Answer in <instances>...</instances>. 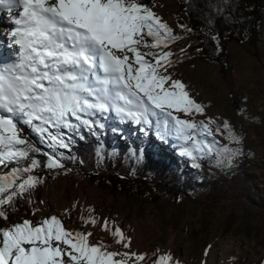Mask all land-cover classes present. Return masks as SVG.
I'll return each mask as SVG.
<instances>
[{
  "label": "snow or ice",
  "instance_id": "snow-or-ice-1",
  "mask_svg": "<svg viewBox=\"0 0 264 264\" xmlns=\"http://www.w3.org/2000/svg\"><path fill=\"white\" fill-rule=\"evenodd\" d=\"M0 10L7 12L10 25L0 31V166L18 165L0 174V219H8L18 200L31 203L27 194L43 182L32 174L35 169L63 167L64 154L55 150L69 149L73 141L62 129L78 134L81 127L102 128L99 117L109 112L139 125L145 134L154 129L161 139H175L194 168L213 154L231 164L239 153L219 144L211 118L205 122L179 115L191 117L204 109L168 74L172 53L165 49L179 37L142 0H0ZM222 127L230 140L239 141L227 122ZM26 130L53 150L44 153L45 164L34 157L42 149ZM81 220L97 223L94 216ZM104 228L116 244L130 247L119 227L105 221ZM91 235L68 230L55 215L23 219L0 227V264L146 261L142 253L91 243ZM153 264L179 261L165 254Z\"/></svg>",
  "mask_w": 264,
  "mask_h": 264
},
{
  "label": "rangeland",
  "instance_id": "rangeland-1",
  "mask_svg": "<svg viewBox=\"0 0 264 264\" xmlns=\"http://www.w3.org/2000/svg\"><path fill=\"white\" fill-rule=\"evenodd\" d=\"M150 7L179 37L171 52L168 74L181 81L204 109L191 117L179 115L205 122L211 118L215 121L211 125L215 139L239 149V153L231 164L213 154L211 161L202 159L201 167L194 168L171 138L163 150L188 192V197L181 195L176 202L164 195L156 203L126 198L109 187L76 179L74 169L66 170L32 189L36 194L33 216L55 215L68 230L91 232V243L108 242L112 251L142 253L156 259L170 254L179 264H264V12L255 43L245 35L242 42L227 41L226 63L219 68L191 49L196 40L173 0H154ZM0 12L7 20V12ZM5 29L0 21V31ZM106 115L109 128L112 115ZM123 121L122 130L135 125L136 137L143 145L155 144L149 132L141 133L140 126ZM224 122L240 138L238 142L228 138ZM218 125L221 128L216 132ZM47 153L52 151L47 149ZM81 214L84 218L94 216L97 223L81 227ZM105 221L122 230L130 243L128 249L114 242L104 228Z\"/></svg>",
  "mask_w": 264,
  "mask_h": 264
},
{
  "label": "trees",
  "instance_id": "trees-1",
  "mask_svg": "<svg viewBox=\"0 0 264 264\" xmlns=\"http://www.w3.org/2000/svg\"><path fill=\"white\" fill-rule=\"evenodd\" d=\"M153 1L142 0V3L150 7ZM173 1L184 18L185 26L196 40L191 49L197 50L205 61L214 62L219 68H223L226 63L227 41L242 42L246 36L251 44L255 43L260 17L264 12V0ZM178 42L179 39L165 50L172 52ZM156 50L159 51V49ZM156 50L153 49V51ZM110 114L113 124L109 128L106 127V120H108L106 115L99 117L100 123L103 124L102 128L96 126L89 131L86 127H81L78 134L62 129L71 136L73 141L69 149L55 150L56 153L64 154L61 157L63 167L48 169L41 166L32 174L47 182L66 170L74 169L76 179L85 178L89 183L109 187L126 198L145 199L152 203H156L162 195L173 202H176L181 195L188 197L187 190L178 180L173 162L163 150L171 138L161 139L153 129L149 131V138L155 144L143 145L142 139L139 140L136 137L137 126L133 125L122 130L124 121L115 112ZM25 135L36 147L42 149L41 152L33 155L41 162V165L45 164L47 157L44 153H47V149L50 148L47 144L41 143L39 138L31 132L26 130ZM118 135L119 139H116ZM50 150L53 152L52 149ZM27 163L30 161L24 162V164ZM17 166L15 163L10 164L8 168L0 166L3 168L0 174ZM27 195L31 203H28L27 199L18 200L15 210L9 211L8 219H0V227H7L23 219L39 221L53 216L35 218L33 212L36 194L31 190ZM92 209L95 211L94 206ZM81 217H83L82 214L79 220L82 227L84 223ZM109 227L114 228V225L110 223ZM76 231L82 232L81 228H77ZM109 234L111 235L110 232ZM105 243L110 246L108 242ZM155 259V256L151 255L143 264H153Z\"/></svg>",
  "mask_w": 264,
  "mask_h": 264
},
{
  "label": "bare ground",
  "instance_id": "bare-ground-1",
  "mask_svg": "<svg viewBox=\"0 0 264 264\" xmlns=\"http://www.w3.org/2000/svg\"><path fill=\"white\" fill-rule=\"evenodd\" d=\"M0 14H1V12H0ZM0 21H1V23H3V24L5 25V28H6V29L10 30V25H9V23H8V18H7V20H4V19H2L1 16H0Z\"/></svg>",
  "mask_w": 264,
  "mask_h": 264
}]
</instances>
